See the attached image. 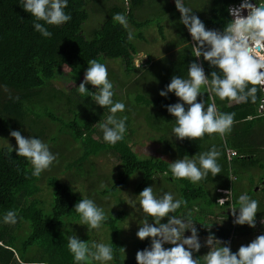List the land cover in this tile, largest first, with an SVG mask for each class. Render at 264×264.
Here are the masks:
<instances>
[{"label":"trees","instance_id":"trees-1","mask_svg":"<svg viewBox=\"0 0 264 264\" xmlns=\"http://www.w3.org/2000/svg\"><path fill=\"white\" fill-rule=\"evenodd\" d=\"M146 1L131 0L130 13L126 16L129 29L131 26L144 27L150 23L157 24L161 42L167 44L166 50L175 47L176 51L173 53V59L162 58L155 62L147 52V62L143 66L148 68L142 71L141 68H136L133 61L135 55L139 53L137 44L145 37L134 35V39L129 41L127 30L112 19L116 13L126 15L123 0L115 3L110 14L94 26L89 11V7H92V10L97 7L94 5V0H68L65 12L71 15V20L60 26L44 25L52 33L48 38L34 30V18L23 10L20 0H0V136L5 134L10 136V131L22 129L25 137L42 135L40 139L43 140L44 128L32 118L43 111L51 122L61 124L60 130L55 133L57 136L58 133L59 136L68 135L74 141L80 142L82 147L79 157H72V160H68L64 155L62 158L59 157L66 158L64 160L66 168L61 172L78 170L76 178L69 176L71 182L61 180L58 174L48 178L43 190L48 192V195L53 191L54 204L52 213L46 216L42 209L45 199H49V196L43 198L40 195L41 187L38 185L42 174L39 177L31 175V164L25 158L16 155V142L10 143L14 144L10 146L0 144V264H14L15 253L20 256L21 264H74L72 254L67 248L69 234L63 228V220L70 217L80 218L74 206L84 195L82 189L79 192L73 190V182L82 177V174L87 172L90 174L94 171L92 160L105 152L113 151L117 155L120 169L115 179L110 182V186H104L110 189L100 191V194L113 196L116 207L124 203L119 195L127 186L131 176L141 172L143 175L134 193L139 195L145 187L155 182L163 184L166 187L164 192H171L175 198H183L186 201V207L182 206L178 209L176 215L180 218L185 214L190 215L201 237L212 234L229 243L234 236L246 238L254 232V228L248 225L234 224L232 212L228 209L230 203L234 207H239L237 201L241 194L246 193L250 198L258 201L257 220L264 216V186L261 190L255 189L264 179V114L258 111L263 93L258 91L256 101L246 103H229L215 96L207 100L208 94L205 93L203 99L208 103L215 102L218 111L234 113L230 131L223 137L217 134L211 136L205 134L203 139L175 138L171 131L175 118L167 112L166 106L178 102V98L173 93L162 97L159 92L166 89L174 75L187 78L188 65L197 58L191 54L192 43L189 33L179 22L181 14L176 9L175 2L171 10L179 28H176L177 24L172 25V29L175 28V36L172 35L167 41L165 28L160 24L161 16H158L157 23L154 18H149L151 21H137L136 17L143 10ZM208 1L205 0V3ZM240 1L212 0L213 9L207 12L206 4L197 7L203 0H184L186 6L198 9L200 13L197 16L207 29L215 30H222L231 20L227 11L229 5ZM40 23L43 24V21ZM166 30L169 32V29ZM177 36L182 37L177 38ZM92 59L104 64L107 61L121 59L125 65V70L122 71L124 81L121 82L123 77L114 70L108 73L109 79L112 82L119 81L122 86L130 82L133 85L131 92H127L125 100H121L114 92L113 99L126 105L125 111L118 112L116 116L127 117L124 138L115 145L103 140V133L99 127V122H104L109 115L107 109L97 105L91 96L78 92L77 87L83 81L84 72L88 67L87 62ZM197 62L203 65L206 75L215 70L210 68L202 57ZM137 74L140 75L133 80V76ZM149 74L154 78L144 90L137 82H141L140 79ZM61 78L64 80L70 78L74 83L73 86L67 84L63 87ZM154 82H156L155 87L152 86ZM55 83L62 85L57 88ZM93 87L90 84L86 85L90 92L96 91ZM67 89L70 92H67L69 91ZM200 99L198 97V100ZM47 102L51 103L53 109L58 112L46 108ZM37 126L41 132L36 135L33 131ZM143 132L149 134V141L161 144L162 149L150 153L134 151L129 141L135 140L137 145L139 142L144 143L146 135H143ZM51 134L49 131L47 136L53 139ZM213 146L220 154L217 163L221 167V173L215 177L210 174L197 184H192L187 179L172 178L168 168L171 161L165 157L167 153H173L172 155L178 158H183L185 155L191 157L206 152ZM11 147L13 151H9ZM228 148L237 152L231 161H228L226 153ZM59 163L61 161L57 160L56 165L58 166ZM87 163L91 165L88 170ZM251 171L257 176L261 173L259 181L255 184L252 179L254 175H250ZM158 174L161 177L158 180L153 179ZM240 178L243 181L247 178L248 187L245 183L239 185ZM44 179L41 177V181ZM241 185L242 188L239 189ZM220 189L231 190V199L224 206L217 204L221 196L218 192ZM118 192L120 193L116 196ZM101 208L105 211L106 220L102 226L109 233L114 264H137L136 253L150 246V238L139 240L131 259L122 260L123 238L130 239V236L124 234L129 211L122 208L107 210L104 206ZM215 208L224 209L225 213L222 215L227 217V221L223 224L212 219L206 220L207 216L216 214ZM8 210H13L17 214L14 225L3 223L2 218ZM149 221L152 222L151 218ZM26 222L31 223L32 231L24 238L18 235V232H21ZM161 222L166 223L167 218H163ZM170 247L172 245H166V248ZM237 250L231 249L233 252ZM193 256L198 258L197 253ZM201 262L203 264L202 259ZM87 264L94 263L89 260Z\"/></svg>","mask_w":264,"mask_h":264},{"label":"clouds","instance_id":"clouds-1","mask_svg":"<svg viewBox=\"0 0 264 264\" xmlns=\"http://www.w3.org/2000/svg\"><path fill=\"white\" fill-rule=\"evenodd\" d=\"M123 1L126 15L116 13L112 19L127 30V38L131 41L134 35L128 27L126 17L130 13L131 0ZM235 4L237 3L231 5ZM20 5L34 18V30L45 38L51 37L52 33L44 25L60 26L71 20V15L65 12L68 0H20ZM231 5L227 8L231 20L222 30H215L207 29L193 9L186 6L184 0H175V7L181 14L179 22L187 29L193 41L191 54L197 58L188 65L187 78L174 75L166 89L159 92L162 97L173 93L178 98V102L167 105L166 108L175 118L171 131L179 140L203 139L205 134L223 137L230 131L234 113L218 111L215 102L208 103L203 99L205 93L208 94L207 100L215 96L229 103L255 102L258 91L264 97V0H255V3L252 0H241L238 6ZM245 10L247 15L243 14ZM201 57L215 70L206 75L203 65L197 62ZM87 63L83 81L77 87L78 92L91 96L97 105L107 109L109 115L104 122H99V127L103 140L115 145L124 138L127 130V117L116 116L118 112L125 111L126 105L113 99V83L109 79L107 66L95 59ZM135 66L139 69L141 64L137 62ZM88 84L95 86L96 91L90 92L86 88ZM198 97L201 99L198 100ZM57 124L58 129L61 128L60 123ZM10 136L15 138L17 157H23L31 164L33 177H39L57 161L56 154L40 138L25 137L18 130L10 131ZM9 151H13V148H9ZM226 153L228 161L237 155L236 151L229 148ZM219 155L213 146L206 152L191 157L185 155L182 159L170 162L168 168L174 180L187 179L192 184H197L210 174L215 177L221 173V167L217 163ZM243 183L248 181L241 180L240 184ZM218 192L221 196L217 204L224 206L231 199V190L220 189ZM136 197L143 217L138 222L136 236L140 240L150 238V246L137 251V264H201L200 257H193L202 247L196 223L190 215L185 214L183 218L176 215L178 209L186 207V201L175 198L171 192L157 196L152 186L145 187ZM237 202L238 208L231 203L228 205L234 224L255 228L258 201L245 193L238 197ZM130 205L136 207L134 201ZM74 210L80 217V225H86L89 231L101 229L106 220L104 209L98 207L90 198L82 197L75 204ZM165 217L167 222L162 223ZM149 218L152 222H149ZM2 219L3 223L14 225L17 214L8 210ZM260 222L264 223L263 217ZM186 231H190L191 235L186 237ZM165 244L172 247L166 248ZM204 246L209 247V251L202 256L203 264H264V234L258 235L247 245H241L235 252L231 251L228 242H222L212 234H209ZM67 248L72 254L74 264H87L89 260L107 264L113 259L111 245L94 242L90 248L77 235L67 237ZM16 258L17 263L21 264L20 256Z\"/></svg>","mask_w":264,"mask_h":264},{"label":"rangeland","instance_id":"rangeland-1","mask_svg":"<svg viewBox=\"0 0 264 264\" xmlns=\"http://www.w3.org/2000/svg\"><path fill=\"white\" fill-rule=\"evenodd\" d=\"M194 1V0H191ZM173 2H175V0H147L145 2V5L143 7V10L140 11L138 14V16L136 17L137 21H145V20H150L149 18H154L155 19V23L158 22V16H161V21L160 24L164 26L165 28V32L167 34V41H169L172 37V35L175 36L174 32H175V28L174 30L172 29V25L174 26V24H177V29L179 28L178 26V21L175 17V15H173V11L171 10L173 7ZM115 3H119V0H111V2H107L106 0H94V5H96L97 7L95 8V10H92V7H89V11L91 13V18L90 20L93 21V26L99 24L104 18H106L109 14L111 9L113 8V5ZM202 4H206L207 8L206 11L210 12L213 9V3L212 0H209L208 2L205 3V0H203V2H199L198 6ZM195 5V4H194ZM100 8H99V7ZM99 9L101 11H99ZM194 13L197 15L200 12L198 11V9H193ZM151 21V20H150ZM131 31L133 32V35H142L145 37L144 40H141L138 42L137 47L139 49V53L134 57V65H136L137 62H139L141 64V70L145 71L147 67L145 66V63L147 62V52H149V54L153 57V62L160 60L162 58H172L173 57V53H175L176 48L174 47L171 50H166V42H161L160 39V33H159V29H158V25L157 24H152L150 23L149 25H146L144 27H136V26H131L130 27ZM166 29H169V32H167ZM182 36H177V38H181ZM135 44V43H134ZM178 48V47H177ZM146 56V57H145ZM119 64V65H118ZM105 65H107V69L108 73L111 72V70H114L117 74H119L121 77H123L122 75V71L125 70V65L122 62L121 59L118 60H113V61H107L105 62ZM144 65V66H143ZM140 74L134 75L133 76V80H136L138 78ZM153 75L149 74L146 77H144L143 79H140V81L137 82V84L139 86H141V88H143L144 90H146V87H148V83L153 79ZM62 82H63V87H65V85L67 84H71V86H73L74 83H72V80L70 78H68L67 80H64L63 78ZM124 77L122 78L121 82L124 81ZM64 80V81H63ZM59 81V80H58ZM133 82V81H132ZM113 90L115 93L118 94V96L120 97L121 100H125L126 99V94L128 91L131 92L133 85L130 82L129 84H126L125 86H122L121 83L119 81H113ZM62 83H55V86L58 88L59 86H61ZM153 87L156 86V82H154L152 84ZM93 88H96L95 86ZM69 90V89H67ZM67 92H70L67 91ZM46 108L52 109L55 112H58L56 110L53 109V105L49 102H47L45 104ZM32 118L37 122V124L41 127H43L44 132H45V137L43 138L42 141L46 142L49 147L50 150L56 154L57 156V160H60L61 163L58 164V166L56 165V162H54L53 166L50 167V169L42 172V179H44L43 181H41V177L40 180L38 182V185L41 187L40 188V195L43 198H46L47 196H49V199H45V204L43 205V212L46 216H49L52 213V207H53V191H50V195H48L45 190H43L47 180L49 177H51L53 174H58L60 179L64 180V181H69L71 182L72 179H69V176H75V178L78 175V170L75 169H70V171L62 173L61 170L65 169V163L64 160L65 159H61L62 156H66L68 160H72V157H79L81 152H82V147H81V143L74 141L72 138H69L70 136L68 135H63L58 133V136L55 134L58 132V130H60V128L58 129V124L51 122V120L49 118L46 117L45 114H43V111L41 113H39L38 116L34 115L32 116ZM61 126V124H60ZM49 128V129H47ZM18 131L21 132V134L24 136L22 129H19ZM49 131H51V137L50 138L48 135ZM34 134H39L41 132V129L37 126L36 128H34ZM64 133V132H63ZM143 135H146L145 138V142L144 143H140L139 141V145L136 144V141H129V144L133 147L134 151L139 150L141 153H150V152H154L156 149H162L161 144L157 143L156 141H149L148 140V136L149 134L143 132ZM263 135V133H262ZM38 138H42V135H38ZM49 141V142H48ZM143 141V140H142ZM15 138L11 137L7 134L5 135H1L0 136V144L2 145H14V144H10V143H14ZM63 153V154H62ZM173 153H167L165 155L167 160H170L171 162L177 160V159H182V158H178V157H174L172 155ZM61 156V158H59ZM117 155H115L113 153V151L111 152H105L102 153L101 155L95 157L92 160V164H94L95 169L94 171H92L90 174L89 172L82 174V177L77 178L74 182H73V190L75 191H81L80 189H82V193L84 195V198H90L92 199L96 205L98 207H102L104 206L107 210H111V209H125L126 211H129V216L127 219V222L125 224V228H124V234L126 236H130V239L127 238H123V250L121 252V259L125 260V259H131L133 253H135V246L136 243L140 240L137 236H136V232L138 231L139 228V220L142 219V212L139 209V205H138V199L136 196H138L137 194L134 193V190L138 187V184L142 178L143 173L141 172H136L134 173L131 178L128 181L127 186L124 188V190L121 191V194L119 195L121 198H123L124 203L119 206L116 207L114 206V199L113 196L111 195H101L100 191L106 190V189H110V188H106L104 187L105 185L108 186L110 184V182H112L115 177L117 176L118 170L120 169L119 166V161L116 158ZM88 168H91V165H89V163L86 164V169L88 170ZM71 173H73L74 175H72ZM250 175H254L252 177L253 179V183L255 184L256 181H259V176L261 175V173L257 175H255L254 171L250 172ZM56 177V176H54ZM161 177L160 174L155 176V179L158 180V178ZM59 179V178H58ZM59 179V180H60ZM247 180V178H246ZM110 186V185H109ZM153 187V192L156 193L157 192V196L161 195L164 193V190L166 189V187L162 184H160L159 182H155L154 184L151 185ZM242 188V185L239 187V189ZM42 189V191H41ZM120 192H118L116 194V196H118ZM47 195V196H46ZM50 200V201H49ZM135 202L136 207L133 208L130 204L132 202ZM216 214L213 216H207V219H212L215 222H219V224H223V222L227 221V217L225 215H222V213H224V209H220V208H216L215 209ZM193 215V214H191ZM194 216V215H193ZM264 218V216H263ZM261 219L257 220L256 219V226L254 228V232L244 238V237H239V236H234L232 237V239L229 240V245L230 248L233 250H237L241 245H247L248 243H250L253 239H255L258 235L260 234H264V223L260 222ZM150 222V221H149ZM63 228L64 230L69 234V235H77L81 240L85 241L88 243V246L90 248H92L93 243H105V244H111L110 242V238H109V233L108 230L105 227H101V229L96 230H88L86 225H80V218L74 219L72 217L68 218V219H64L63 220ZM29 229V230H28ZM32 231V227H31V223L30 222H26L23 226V229L21 230V232H18V235H22V237L26 238L29 234V232ZM107 234V235H106ZM191 233L190 231H186L185 232V236H190ZM132 237V238H131ZM94 238V239H93ZM207 237H201L199 236V240L202 244V247L200 249V251L197 253L198 257H200L202 259V256L205 255L208 251H209V247L204 246V242L206 241ZM223 242V240H222ZM167 244L164 245V247H166ZM37 250V247L35 249V252ZM93 251L95 250L94 248L92 249ZM18 254L15 253V258L13 260H15L13 263L14 264H19L17 263V258ZM194 257V256H193ZM203 260V259H202ZM92 263L94 264H99V262L92 260ZM114 258L107 262V264H114ZM202 264V262H201Z\"/></svg>","mask_w":264,"mask_h":264},{"label":"built area","instance_id":"built-area-1","mask_svg":"<svg viewBox=\"0 0 264 264\" xmlns=\"http://www.w3.org/2000/svg\"><path fill=\"white\" fill-rule=\"evenodd\" d=\"M241 2V1H240ZM239 2V3H240ZM252 2L253 3H255L253 0H252ZM239 3H237V4H235V5H231V6H238L239 5ZM244 15H247V12H246V10H245V12L243 13ZM233 18V17H232ZM259 111L261 112V113H264V97L262 98V100H261V102H260V104H259ZM232 154V153H231Z\"/></svg>","mask_w":264,"mask_h":264},{"label":"flooded vegetation","instance_id":"flooded-vegetation-1","mask_svg":"<svg viewBox=\"0 0 264 264\" xmlns=\"http://www.w3.org/2000/svg\"><path fill=\"white\" fill-rule=\"evenodd\" d=\"M240 182H241V180H240ZM237 183H239V180H237ZM239 185H240V183H239ZM263 185H264V179L261 181L260 186L255 188L256 191L261 190ZM246 186L248 187V183H246Z\"/></svg>","mask_w":264,"mask_h":264},{"label":"crops","instance_id":"crops-1","mask_svg":"<svg viewBox=\"0 0 264 264\" xmlns=\"http://www.w3.org/2000/svg\"><path fill=\"white\" fill-rule=\"evenodd\" d=\"M189 37H190V43H193V41H192V38H191L190 34H189ZM170 59H173V57H172V58H169V60H170ZM216 107H217V106H216ZM217 110H219V109H218V107H217ZM258 111H259V109H258Z\"/></svg>","mask_w":264,"mask_h":264}]
</instances>
